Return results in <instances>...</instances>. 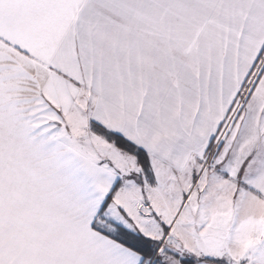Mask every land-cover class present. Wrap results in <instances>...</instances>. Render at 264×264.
<instances>
[{
	"label": "snow or ice",
	"instance_id": "1",
	"mask_svg": "<svg viewBox=\"0 0 264 264\" xmlns=\"http://www.w3.org/2000/svg\"><path fill=\"white\" fill-rule=\"evenodd\" d=\"M0 264H264V0H0Z\"/></svg>",
	"mask_w": 264,
	"mask_h": 264
}]
</instances>
